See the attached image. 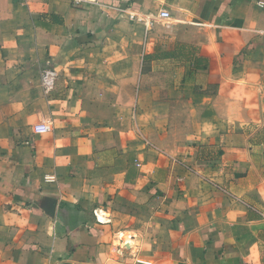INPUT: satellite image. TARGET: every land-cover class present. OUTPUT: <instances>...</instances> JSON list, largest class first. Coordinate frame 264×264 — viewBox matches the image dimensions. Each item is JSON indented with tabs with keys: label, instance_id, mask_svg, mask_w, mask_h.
I'll list each match as a JSON object with an SVG mask.
<instances>
[{
	"label": "crops",
	"instance_id": "1",
	"mask_svg": "<svg viewBox=\"0 0 264 264\" xmlns=\"http://www.w3.org/2000/svg\"><path fill=\"white\" fill-rule=\"evenodd\" d=\"M0 264H264V0H0Z\"/></svg>",
	"mask_w": 264,
	"mask_h": 264
},
{
	"label": "built area",
	"instance_id": "2",
	"mask_svg": "<svg viewBox=\"0 0 264 264\" xmlns=\"http://www.w3.org/2000/svg\"><path fill=\"white\" fill-rule=\"evenodd\" d=\"M80 0H75L76 3H78ZM169 15V13L167 11H160L159 12V16L161 17H167ZM130 18H134L135 14L134 13H130L129 14ZM53 79H54V72L52 70H46L41 74V85L43 88L44 92H49L52 89L53 86ZM46 180H52V177H48L45 178Z\"/></svg>",
	"mask_w": 264,
	"mask_h": 264
},
{
	"label": "rangeland",
	"instance_id": "3",
	"mask_svg": "<svg viewBox=\"0 0 264 264\" xmlns=\"http://www.w3.org/2000/svg\"><path fill=\"white\" fill-rule=\"evenodd\" d=\"M132 108V107H131ZM134 112V106H133V108H132V113Z\"/></svg>",
	"mask_w": 264,
	"mask_h": 264
}]
</instances>
